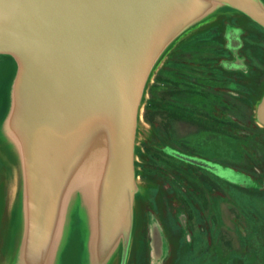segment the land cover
I'll list each match as a JSON object with an SVG mask.
<instances>
[{
    "label": "rangeland",
    "instance_id": "obj_1",
    "mask_svg": "<svg viewBox=\"0 0 264 264\" xmlns=\"http://www.w3.org/2000/svg\"><path fill=\"white\" fill-rule=\"evenodd\" d=\"M255 1L264 14V0ZM215 17L167 45L156 32L136 82L132 186L114 204V219H100L101 233L90 184L99 181L105 197L112 193L116 151L109 121L100 119L95 144L82 132L69 146L64 167L71 197L51 264H264V125L257 123L260 90L251 77L262 70L264 26L240 9L231 18ZM223 24L240 28L241 50L258 67L224 66L230 58L225 33L218 32ZM22 63L18 54L0 52V91L8 87L9 101L4 115L7 95L0 92V264H25L14 126ZM169 149L212 161L217 175Z\"/></svg>",
    "mask_w": 264,
    "mask_h": 264
},
{
    "label": "water",
    "instance_id": "obj_2",
    "mask_svg": "<svg viewBox=\"0 0 264 264\" xmlns=\"http://www.w3.org/2000/svg\"><path fill=\"white\" fill-rule=\"evenodd\" d=\"M169 1L0 0V52H14L23 59V88L19 89L21 95L27 92L35 98L31 104L34 100L37 104L32 133L35 157L44 153L42 139L49 148L50 141L65 136L72 147L78 130L87 132L92 115L109 121L116 165L108 186L112 193L107 191L104 196L108 204L102 201L103 222L105 208L110 204L108 220L114 219V204L130 193L136 82L144 72L142 65L148 62L161 11ZM233 4L264 26L263 13ZM235 41L236 48L241 41ZM141 42L143 58L138 55ZM258 115L264 122V99ZM170 153L215 169L209 161L174 150Z\"/></svg>",
    "mask_w": 264,
    "mask_h": 264
},
{
    "label": "crops",
    "instance_id": "obj_3",
    "mask_svg": "<svg viewBox=\"0 0 264 264\" xmlns=\"http://www.w3.org/2000/svg\"><path fill=\"white\" fill-rule=\"evenodd\" d=\"M233 2L255 9L260 8L255 0H170L161 11L159 17V37H162L164 45H167L170 39L177 37L189 26L203 21L202 19L215 17V15L218 14L231 18L234 10L239 9ZM220 18L221 16H217L215 20ZM215 22H213L212 25L215 24ZM218 32L220 35L221 28L218 29ZM159 37L155 36L152 50L150 51V57L152 56L155 43H157L156 39ZM156 59L157 57H155V60ZM21 96L22 100L18 98L15 125L17 135L16 151L19 159L17 161L19 166L18 178L20 181L17 186V196L23 197V213L22 216H20L23 234L20 253L25 255V264H51L52 259L59 252L58 242L63 232V220L66 212L64 206L68 204L67 201H69L71 197V187L69 186V176H71V174L62 166V175H60L57 182L54 183V178H51V188H47L49 186V180L47 181L48 178L43 179V177L38 175L42 170L40 165H38V159L33 153L32 145V133L35 128L33 118L34 114L37 112V104L35 100L33 104L30 103L32 97H30V94L27 92L22 93ZM90 118L91 119L87 120L86 123L87 134L92 144H95L100 138V119H102L103 122L104 118H100L98 114L92 115ZM81 129L82 128H80L78 133L74 136L75 139L73 141L75 143L80 140V138H77L82 135ZM10 139L11 142L15 141L12 136ZM10 139L6 137L5 140L9 141ZM20 141L24 143L22 148L20 146ZM69 146L70 145L67 144L62 148L59 154L60 157L66 156ZM72 147H75V144H73ZM51 171L49 167V171L47 170V172L50 173ZM90 185H92L91 190L95 199L91 207L96 208V218L93 223L96 224V230L101 233L102 227H100V219L102 211L100 205L104 200V196L100 191L101 187L99 181L95 183V187H93L94 184ZM86 188L89 190L88 187ZM102 188L104 191V182L102 183ZM38 190H40L39 193L37 192ZM59 204L62 205L60 211L58 210ZM98 232L96 234L95 232L91 234L94 240L95 238L98 239Z\"/></svg>",
    "mask_w": 264,
    "mask_h": 264
},
{
    "label": "flooded vegetation",
    "instance_id": "obj_4",
    "mask_svg": "<svg viewBox=\"0 0 264 264\" xmlns=\"http://www.w3.org/2000/svg\"><path fill=\"white\" fill-rule=\"evenodd\" d=\"M203 22L204 21H202L200 23H203ZM200 23L195 28L192 27L191 28L192 30H189L190 29L189 27H191V26H189L188 28L184 29L181 32L182 35L186 36V35L194 33L195 32L194 29H201L200 26H199V25H201ZM238 30H240V28H238V27H230L229 28V25H227V26L224 25L223 27H221V33L220 34L222 35L223 33H225V37H226L225 46H226V49L229 52V58H230V59H228L226 61L224 66L229 68V69H233V68L243 69L244 68L246 70L248 67L255 68V65H257V67H258L259 62H262V64H261L262 65V70H260V68H258V70L256 71L257 74H253L251 76V77H253L255 82L259 84L258 88H259L260 91H258V92H260V93L258 95V101L259 100L261 101V103H260V105H261L262 102H263V99H264V69H263L264 59H263V57H258V59H257L258 64H255L254 57H252L251 54H249V51L248 50H245V51L241 50L242 47H243V44H244L243 43L244 39L238 33ZM221 35H220V37H221ZM236 38L241 41V44H240V46L235 48V47H233V45H236V41H235ZM230 52H231V56H230ZM246 75L248 76V74H246ZM260 105H259V107H260ZM259 107H258V110H259ZM257 117H258L257 123L264 125V122L260 119L258 114H257ZM183 161H185V160H183ZM209 162L212 163V161H209ZM196 166H198V167H200L202 169H206L207 171L217 175L215 173V171H213V170H211L209 168H206V167H203V166H200V165H196Z\"/></svg>",
    "mask_w": 264,
    "mask_h": 264
},
{
    "label": "bare ground",
    "instance_id": "obj_5",
    "mask_svg": "<svg viewBox=\"0 0 264 264\" xmlns=\"http://www.w3.org/2000/svg\"><path fill=\"white\" fill-rule=\"evenodd\" d=\"M143 48H144V43L141 42L139 45V49H138V53H139L138 55H140V58H143L142 57L143 56V54H142ZM20 60H21V62H23V59L20 58ZM23 70L24 69H23V63H22L21 64V70H20L21 75L23 73ZM19 88L20 89L23 88V81H22V86L20 85ZM16 117H17V115H16ZM53 141H54V139L52 141H50L51 144H50L49 148H47L44 146V142H45L44 139H42L41 151H43L44 153L42 154V156H41V154L39 156L37 155L38 156L37 161L39 162L38 165H40V168L42 170V172L39 173L38 175L40 177H43V179L48 178L47 181L49 180L48 181L49 186L47 188H51L50 187V181H51L52 177L54 178V183H56L58 178L60 177V175H62L61 167L64 166V163H65L67 158L66 157H60L59 154L61 153L62 148H64L67 144L70 143V138L63 136V137L55 140L54 141L55 144H53ZM45 144H46V142H45ZM49 167L52 170L50 173L47 172V170L49 171ZM43 169H46V170H43ZM39 191L40 190H38L37 192L39 193ZM61 207H62V205L59 204L58 205L59 211L61 210ZM110 210H111V206L109 204L107 206V208H105V214L106 215H105L104 219L109 218ZM59 211H58V214H59Z\"/></svg>",
    "mask_w": 264,
    "mask_h": 264
},
{
    "label": "trees",
    "instance_id": "obj_6",
    "mask_svg": "<svg viewBox=\"0 0 264 264\" xmlns=\"http://www.w3.org/2000/svg\"><path fill=\"white\" fill-rule=\"evenodd\" d=\"M200 22H198V23H196V24H194V25H192L191 27H189V28H195L196 26H198V24H199ZM195 31H197V30H199V29H194ZM193 30V31H194ZM0 92H5L6 93V95H7V97H6V99L4 100V105L2 104V113L5 115V113L7 112V108H8V103H9V101H8V87L7 86H4L2 89H1V91ZM4 93V94H5ZM168 153H170V149L168 150Z\"/></svg>",
    "mask_w": 264,
    "mask_h": 264
}]
</instances>
